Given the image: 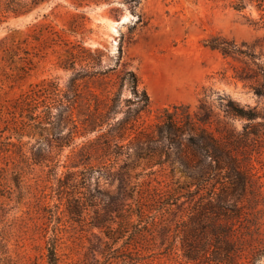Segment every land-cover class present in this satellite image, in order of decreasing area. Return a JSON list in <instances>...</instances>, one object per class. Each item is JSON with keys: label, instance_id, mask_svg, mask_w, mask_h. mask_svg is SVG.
I'll return each mask as SVG.
<instances>
[{"label": "rangeland", "instance_id": "374dc122", "mask_svg": "<svg viewBox=\"0 0 264 264\" xmlns=\"http://www.w3.org/2000/svg\"><path fill=\"white\" fill-rule=\"evenodd\" d=\"M4 1L0 106L51 83L66 92L75 78L82 97L75 122L22 142L13 137L9 151L0 145V264H48L51 244L58 264H191L176 231L195 203L220 199L243 206L237 238L243 255L264 253V152L245 150L244 137L237 143L218 135L240 176L217 170L199 182L195 169L179 162L185 147L169 145L158 132L165 109L195 116L203 103L213 131L244 134L246 120L227 105L258 103L250 87L264 66V0H246L241 11L229 0H44L28 9L16 3L8 12ZM130 71L138 97L123 80ZM116 92L115 121L132 122L123 139L109 147L94 133L55 147L81 132L79 112L95 104L88 103L91 94L108 104ZM206 165L213 167L209 159Z\"/></svg>", "mask_w": 264, "mask_h": 264}, {"label": "trees", "instance_id": "16d2710c", "mask_svg": "<svg viewBox=\"0 0 264 264\" xmlns=\"http://www.w3.org/2000/svg\"><path fill=\"white\" fill-rule=\"evenodd\" d=\"M42 1L44 0H5L3 8L7 12L11 11L16 3L22 8H34ZM229 1L231 6L238 11L245 8L246 0ZM212 47L217 48L218 46L212 45ZM222 52L226 57L231 55V52L226 49H222ZM87 67L89 66L87 65ZM81 73L79 71L78 76H81ZM77 79L75 78L71 82L66 92L62 93L55 83H51L49 88H42V92L40 89L32 88L12 102L9 107L1 105L0 122L4 126L0 131V138L4 133H9L3 140H0L1 149L9 151L8 147L13 144V137L18 142H22L25 136L48 135L49 128L54 130L61 125L75 122L74 111L82 97L80 85L76 83ZM123 80L129 81L132 92L138 97L139 80L135 73L127 72ZM250 89L258 99L255 106L246 105L243 108L232 100L227 105L229 114L234 117H244L246 120L243 135L236 133L233 129H228L227 136L221 134L223 132L218 128L213 131L211 129L212 112L207 110L202 113L205 109L203 103L199 106L202 112L198 111L195 116H192L187 108L180 112H178L179 108H175V112H171L169 109L164 110L163 121L158 126V132L169 145L185 147L186 152L179 162L186 169L191 171L195 169L196 172L193 173L199 182L207 181L212 172L217 170L221 174L224 173L227 178H232L234 173L240 176L237 170L238 166L232 160L229 148L221 144L218 135L228 142L234 138L237 143L244 137L245 150L264 152V66H260V71L255 75V83ZM141 94L147 106L149 98L145 90H142ZM41 95L44 96L43 100ZM91 95L88 103L94 101L95 104L92 106L89 103L86 113L79 112L77 121L82 127L81 132L71 131L69 137L55 142V147L58 150L71 146L75 137L94 133L99 134L97 140L108 139L110 147L111 141L123 139L128 130L132 129V122L129 119L115 121L119 113L117 92L114 93L110 99L111 103L108 104L98 95ZM6 114L11 119H4ZM22 144L27 145L28 143ZM47 147L49 149V145ZM35 148L34 145L31 150L33 151ZM50 148L51 150L54 148V141ZM35 155L41 156L38 149H36ZM207 159L211 161L212 165L214 162L216 164L213 167L207 166ZM242 212L243 206L236 200L220 199L218 202L209 200L195 203L188 220L184 222L185 227L176 231L179 250L183 258L191 264H257L264 257V253L258 250L251 257L244 256V250L240 248V240L237 239L240 234L239 228L243 226L241 224L243 222L241 220ZM47 257L48 264H58L55 244L48 247ZM244 259H246L245 262Z\"/></svg>", "mask_w": 264, "mask_h": 264}]
</instances>
